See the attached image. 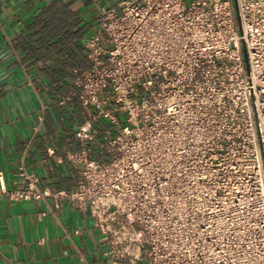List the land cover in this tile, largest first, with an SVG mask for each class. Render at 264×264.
I'll return each instance as SVG.
<instances>
[{
    "label": "built area",
    "instance_id": "1",
    "mask_svg": "<svg viewBox=\"0 0 264 264\" xmlns=\"http://www.w3.org/2000/svg\"><path fill=\"white\" fill-rule=\"evenodd\" d=\"M81 45L77 183L0 192L75 203L111 264H264V0H112Z\"/></svg>",
    "mask_w": 264,
    "mask_h": 264
},
{
    "label": "crops",
    "instance_id": "2",
    "mask_svg": "<svg viewBox=\"0 0 264 264\" xmlns=\"http://www.w3.org/2000/svg\"><path fill=\"white\" fill-rule=\"evenodd\" d=\"M111 1L0 0V173L7 189L21 162L42 186L68 191L77 183L80 167L67 155L80 150L72 135L84 116L71 73L86 64L81 39ZM107 124L97 122L94 142ZM53 203L0 192V264H111L94 219L67 200L47 211Z\"/></svg>",
    "mask_w": 264,
    "mask_h": 264
},
{
    "label": "rangeland",
    "instance_id": "3",
    "mask_svg": "<svg viewBox=\"0 0 264 264\" xmlns=\"http://www.w3.org/2000/svg\"><path fill=\"white\" fill-rule=\"evenodd\" d=\"M189 1H190V0H184L185 3H188ZM99 2H100V1H99ZM89 17H90V18H89L90 21H92V19H91L92 16H89ZM94 22H95V24H96V21H94ZM94 31H95V30H94ZM94 31H92L90 34H92ZM90 34H89V35H90ZM89 35H88V36H89ZM140 264H147V263H146V260H144V261H143L142 263H140Z\"/></svg>",
    "mask_w": 264,
    "mask_h": 264
}]
</instances>
